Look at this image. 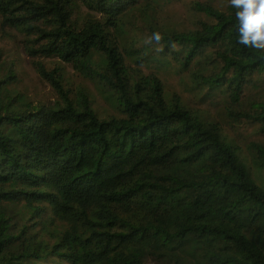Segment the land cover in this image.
<instances>
[{
	"label": "trees",
	"instance_id": "16d2710c",
	"mask_svg": "<svg viewBox=\"0 0 264 264\" xmlns=\"http://www.w3.org/2000/svg\"><path fill=\"white\" fill-rule=\"evenodd\" d=\"M237 11L0 0L56 95L0 51V264H264V52Z\"/></svg>",
	"mask_w": 264,
	"mask_h": 264
},
{
	"label": "rangeland",
	"instance_id": "374dc122",
	"mask_svg": "<svg viewBox=\"0 0 264 264\" xmlns=\"http://www.w3.org/2000/svg\"><path fill=\"white\" fill-rule=\"evenodd\" d=\"M10 33L18 35L17 39L0 41V51L3 50L5 52L4 58L8 60L9 66L15 63L18 67L17 69L20 71L19 90L36 103H49L53 101L56 97L53 89L38 76L30 59L25 54V37L16 31H10ZM97 60H100V58L98 57ZM102 66L104 67V65ZM65 72L69 77L76 79V81H82L76 77L71 68L66 67ZM98 103L104 105L100 98L98 99Z\"/></svg>",
	"mask_w": 264,
	"mask_h": 264
},
{
	"label": "clouds",
	"instance_id": "9594fccd",
	"mask_svg": "<svg viewBox=\"0 0 264 264\" xmlns=\"http://www.w3.org/2000/svg\"><path fill=\"white\" fill-rule=\"evenodd\" d=\"M229 3L238 10V42L245 47L264 52V0H229ZM162 39V34L155 32L149 42L159 43Z\"/></svg>",
	"mask_w": 264,
	"mask_h": 264
}]
</instances>
